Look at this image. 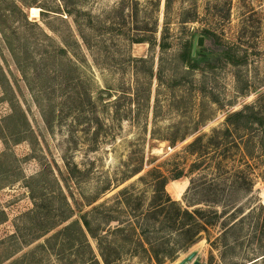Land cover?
<instances>
[{
	"label": "rangeland",
	"instance_id": "obj_1",
	"mask_svg": "<svg viewBox=\"0 0 264 264\" xmlns=\"http://www.w3.org/2000/svg\"><path fill=\"white\" fill-rule=\"evenodd\" d=\"M196 37L203 46L195 53L209 57L192 70L181 54ZM225 50L244 63L210 56ZM259 100L264 0H0V264H84L77 233L57 235L80 225L75 213L58 223L68 215L61 196L84 211L91 207L85 200L97 197L93 206L123 221V197L135 199L130 210L138 203L144 212L157 177L167 179L166 193L182 208L221 214L164 264L191 254L199 264L258 261L264 159L255 154L228 167L240 166L249 189H238L242 181L228 186L221 173L212 195L199 186L214 172H190L196 158L185 148L223 130L228 112ZM119 264L153 262L125 254Z\"/></svg>",
	"mask_w": 264,
	"mask_h": 264
},
{
	"label": "trees",
	"instance_id": "obj_2",
	"mask_svg": "<svg viewBox=\"0 0 264 264\" xmlns=\"http://www.w3.org/2000/svg\"><path fill=\"white\" fill-rule=\"evenodd\" d=\"M168 5L167 3L166 7ZM1 33L4 36V32ZM159 47L163 49L165 46L161 43ZM210 56L215 57V59L220 57L233 66L244 63L243 60L236 57L235 53L228 50L222 52L221 55L211 54ZM207 57L209 56L203 51L195 53L192 57L190 43L184 46L181 54L185 67L192 70L196 69L197 64L202 62L201 58L206 60ZM15 64L19 68L21 67L17 60ZM19 71L21 74L23 73L22 70ZM262 101L259 100L255 105H245L240 110L228 112L223 130L213 131L205 142L202 136H198L186 146L185 151L196 158L189 165L188 170L190 172H199L205 169H211L214 172L212 180L203 182L199 186L202 190L207 189L209 193L214 195L213 187L215 188L216 180L221 173H223L225 181L231 180V184L228 183V186L235 187L237 181H242L243 184L238 189L245 190L244 185H246V189L250 188V183L245 180L244 174L239 169L240 166L228 167L246 161L250 157L253 158L255 154H260L264 159V104ZM23 118L27 123L24 116ZM18 141L15 140V142ZM222 161L226 164L222 168L224 172L220 171ZM73 170L77 171L76 166H73ZM69 171L72 172L68 167L66 170L68 176ZM139 171L134 169L131 176ZM177 175L172 178L173 181L184 177L183 172ZM166 182L165 177H157L153 181L150 186V198L144 212L139 211L140 205L138 203H135L130 210L129 202H136L135 199L128 195L125 196L126 198L123 197L121 204L129 209V212H126L127 217L123 221L115 218L109 209H105L103 204L93 206L98 200L97 197L85 200L84 206L91 207L84 211L72 208L66 199V195H62V206L65 207L64 210L68 212V215L59 219L58 223L67 221L75 213L79 214L80 225L76 222L67 224L57 235L65 236L70 230L77 233L84 254V264H119L120 259L125 254L149 263L153 262V264L172 262L180 252H185L196 244L203 234H207L209 229L218 223L221 214L215 210L195 209L189 211L182 208L178 202L171 200L166 193ZM191 185L198 189L196 184L191 183ZM120 194L126 195L127 190L123 189ZM31 198L34 200V196ZM136 200L138 201V199ZM34 207L35 210L38 208L35 200ZM63 212L57 214L56 217H59ZM111 223H116V226L111 227ZM55 224H52L50 229H54L57 226V223ZM223 226L225 227V225ZM256 226V240L263 245L262 255L259 257L262 258L258 261L264 262V205L259 206V218ZM50 229L46 231L48 232ZM224 229L221 233V239L227 231ZM64 240L65 238L61 239V242ZM91 242L95 248L92 247Z\"/></svg>",
	"mask_w": 264,
	"mask_h": 264
},
{
	"label": "water",
	"instance_id": "obj_3",
	"mask_svg": "<svg viewBox=\"0 0 264 264\" xmlns=\"http://www.w3.org/2000/svg\"><path fill=\"white\" fill-rule=\"evenodd\" d=\"M202 46H203V37L194 38V41L192 44V49H191L192 57L195 55L196 47H202ZM194 256H195V254L189 255L185 260L181 261L180 264H186L187 262H191L193 260ZM261 258H259V259H261ZM192 264H199V262L197 260H194V261H192Z\"/></svg>",
	"mask_w": 264,
	"mask_h": 264
}]
</instances>
